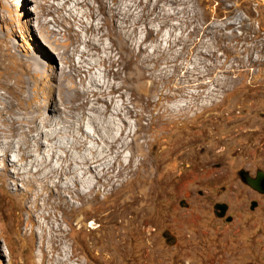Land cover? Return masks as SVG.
<instances>
[{
	"label": "rangeland",
	"instance_id": "rangeland-1",
	"mask_svg": "<svg viewBox=\"0 0 264 264\" xmlns=\"http://www.w3.org/2000/svg\"><path fill=\"white\" fill-rule=\"evenodd\" d=\"M63 3L61 18L54 12L44 16L59 42L97 40L85 28L103 22L102 15L91 17L100 3L115 10L120 24H106L101 46L106 52L76 54L64 64L71 80L61 90L72 96L77 88L88 102L92 92L104 95L115 87L107 97L115 99L111 109L128 120L132 131L146 128L138 133L144 136L139 140L143 152L149 151L143 141L154 143L153 154L174 148L161 172L171 179L148 213L150 237L129 233L125 248L106 250L98 243L108 226L105 212L96 205L82 212L63 209L48 222L52 228L61 224L75 254L69 258L71 250L63 244L62 256L51 253L42 260L30 221L18 215L1 177L0 264H264V193L252 186L264 176V0H47L53 10ZM33 8V0H0V51L11 45L23 64L37 67L36 113L49 119L46 130L58 134L53 157L66 156L68 163L79 157L73 145L86 140L82 129L99 141L100 126L105 129L109 118L116 126L120 121L112 112L98 117L91 110L73 111L69 100L59 103L56 75L62 64L52 49L53 58L38 52L44 38L26 15ZM92 140L85 141L90 148L81 155L90 157L101 147ZM129 155L123 153L124 162ZM71 168L76 183L65 174L61 185H77L89 196L92 177L79 166ZM37 221L47 222L42 212Z\"/></svg>",
	"mask_w": 264,
	"mask_h": 264
},
{
	"label": "bare ground",
	"instance_id": "bare-ground-1",
	"mask_svg": "<svg viewBox=\"0 0 264 264\" xmlns=\"http://www.w3.org/2000/svg\"><path fill=\"white\" fill-rule=\"evenodd\" d=\"M33 2L32 12H26V15L28 21L34 22V25L40 29L44 38V45L40 42L37 46L38 52L44 57L53 58V54L49 52L50 48L57 54L62 64L60 73L56 75V80L58 79L56 88L61 101L59 103L63 104L69 100L73 103V111L78 110L84 114L87 110H91L96 112L98 117L107 118L112 112L114 118H118L120 123L116 126L109 118L105 129L100 126L99 141L95 139L96 137H90L88 130L82 129L85 141L90 143L93 139L92 141L98 142L101 146L94 153L92 152L90 157L81 155L85 148H90L87 142L76 139L73 147L79 157L68 163H66V156L55 160L53 154L57 151L55 150L57 147L54 141L57 140L58 134L46 130L49 119H43L36 113V108L39 106L37 85L40 74L36 66L23 64L22 54L12 53L10 45V48L6 47L0 51V178L2 177L4 186L17 202L18 215L28 217L31 224L30 233L36 239L42 260L51 253L62 256L60 247L63 244L71 250L69 258L75 254V246L67 242V234L61 224L52 228L48 222L53 216L57 217V212L63 209L82 212L87 209V206L96 205L99 213L105 212L104 217L108 225L99 236L98 243L103 244L106 250L125 248L129 233H139L140 236L145 234L147 238L152 235L151 219L148 213L155 206L157 199L163 196L162 187L170 182L171 174L161 172L163 165L167 164L165 160L170 158L174 148L166 147L161 152L153 154L154 143L143 141L149 149L147 153L143 152V145L139 143V140L144 136L138 133L146 128L139 125L135 131H132L128 120L111 109L115 107V99L111 98L110 101L107 97L114 94L115 87L104 95L92 92L88 102L86 93H80L77 88L74 89L72 96L61 90L62 87L67 88V85H63L64 81L71 80L67 70L64 69V64L70 62L74 55L79 54L84 57V55L94 56L96 52H106V48L101 47L106 24L110 23L113 28L120 24L115 10L112 7H106L103 3L99 4L98 13L92 10V19L102 15L103 22L97 27L93 25L86 27L85 32L87 35L96 33L97 40L77 37L76 40L59 42L53 37V32L44 20V16L54 12L61 18L60 13L65 8L64 3L62 7H56L53 10V6L47 5V0H33ZM62 21L58 19L57 23ZM72 29L71 24L68 30L72 31ZM80 45L84 50L80 49ZM108 50L112 51L111 48ZM76 70H78L76 73L80 75L81 69ZM25 84L26 89L23 88ZM120 98L123 101L130 100L127 95H122ZM85 103H87L86 107ZM123 104L126 106L125 102ZM125 109L126 114L132 117L134 112L127 106ZM94 127L99 131L97 125ZM110 127V135L105 137L104 130ZM46 147L50 150L44 151ZM101 148V152L96 157ZM126 151L130 152L128 162L123 160V153ZM43 153H48L47 156L45 155L46 158H39ZM71 164L72 167L79 166L84 175L90 174L92 177L94 183L90 186L89 196H85L77 185L74 188H70L69 184L61 185L66 181L65 174L71 175L76 183V172L71 168ZM40 175L43 177L39 178ZM67 194L70 195V200L67 199ZM39 212H42V216L47 219L45 225L37 221ZM83 220L84 218H79L77 222L82 223ZM36 228L39 229L38 236L35 234ZM151 244L148 245L151 246ZM111 260L112 257L106 259L107 262Z\"/></svg>",
	"mask_w": 264,
	"mask_h": 264
},
{
	"label": "water",
	"instance_id": "water-1",
	"mask_svg": "<svg viewBox=\"0 0 264 264\" xmlns=\"http://www.w3.org/2000/svg\"><path fill=\"white\" fill-rule=\"evenodd\" d=\"M252 186H253L256 190H258V191L264 193V176H263V175H260V176L258 177V179H257L255 182H253Z\"/></svg>",
	"mask_w": 264,
	"mask_h": 264
}]
</instances>
